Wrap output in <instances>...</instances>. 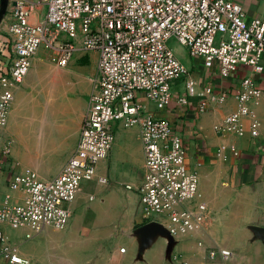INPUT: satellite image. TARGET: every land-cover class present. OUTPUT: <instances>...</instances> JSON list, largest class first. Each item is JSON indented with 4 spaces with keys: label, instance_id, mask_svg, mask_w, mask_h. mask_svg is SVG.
I'll list each match as a JSON object with an SVG mask.
<instances>
[{
    "label": "built area",
    "instance_id": "obj_1",
    "mask_svg": "<svg viewBox=\"0 0 264 264\" xmlns=\"http://www.w3.org/2000/svg\"><path fill=\"white\" fill-rule=\"evenodd\" d=\"M41 5L44 16L33 23L34 8ZM9 31L13 54L9 65L0 68V172L10 171L9 188L22 189L24 199L0 208L1 220L17 227L28 225L35 233L47 226L67 227L73 215L67 204L76 198L83 183L95 178L98 164L113 147L115 125L119 124L139 127L141 132L145 175L138 195L144 220L160 222L172 237L208 226L205 204L194 209L187 206L198 194L199 178L186 166L182 137L167 117L150 114L139 95L153 102L158 111H165L174 101L175 82L188 71L170 47L171 41L207 67L215 66L223 78L231 77L240 67L262 72L263 20L247 18L243 5L235 0H15ZM78 38L81 49L97 52L99 61L96 89L77 147L50 180L33 172L18 173L9 143L1 141L14 89L25 80L41 45L58 44L66 65L77 49ZM241 84L246 91L237 95L240 112L219 127L222 133L244 135L240 119L250 113L246 104L264 97V90L256 87L252 78H244ZM212 92L206 87L201 96ZM194 95L195 82L187 80L186 93L177 97V104L187 106ZM200 106L206 110L207 101L202 100ZM251 128L252 135L258 136V124ZM218 255L225 260L231 251L220 250ZM0 258L10 264L22 263L3 234Z\"/></svg>",
    "mask_w": 264,
    "mask_h": 264
},
{
    "label": "crops",
    "instance_id": "obj_2",
    "mask_svg": "<svg viewBox=\"0 0 264 264\" xmlns=\"http://www.w3.org/2000/svg\"><path fill=\"white\" fill-rule=\"evenodd\" d=\"M235 1L243 5L247 18L264 21V0ZM14 3L15 0H8L6 12L2 13L0 0V68L9 65L13 54L9 27ZM44 11L41 15L39 10H35L41 19ZM31 21L38 22L34 15ZM75 43V51L82 50L81 38ZM95 53L99 61V55ZM180 59L188 74L175 82V98L168 109L158 111L153 102L139 95L150 114L167 117L175 132L182 137L186 147V166L199 178L198 194L187 206L194 209L203 203L210 216L205 229L175 238V253L180 258H175L174 264H263L264 97L251 99L246 104L250 113L240 119L244 135L225 134L219 131V127L240 112L237 95L246 91L241 84L244 78H252L255 86L264 90V70L257 73L248 67H240L231 77L223 78L215 66L207 67L201 59L190 57L187 51L180 55ZM187 80L195 82V95L190 97L187 106L182 107L177 104V97L186 93ZM18 87L14 89V99L18 96ZM206 87H211L213 92L201 96ZM202 100L208 103L204 111L200 106ZM50 112L41 113L39 121L43 122L40 126L35 124L32 116L29 121L32 126L28 124L26 131L32 128L33 132L29 133L45 137ZM253 123L258 124L259 135L256 137L252 135ZM96 175L111 180L114 185L95 187L94 191L89 185L91 181L83 183L76 198L67 204L73 215L64 229L47 226L35 233L28 225L17 227L0 219V234L8 237L14 254L22 261L20 264H57V258L58 264H83L84 254L80 251L83 240L78 237H101L103 241H110L104 255L105 264H131V259L137 257L141 248V237H171L168 233L159 232L160 222H147L142 215L138 187L145 175V156L139 127L126 129L115 125L113 147L108 157L98 164ZM9 177L10 171L0 172V208L13 206L24 199L22 189L9 188ZM93 194L95 199L91 196ZM61 237H75L74 244L79 248H66L57 253L53 245L56 238ZM216 237L229 238L221 243ZM231 237H239V248L235 252L238 257L233 262H229L230 258L228 261L208 260L205 249L212 245L216 249L233 247ZM160 243L167 247L165 241L160 240ZM122 249L125 251H120ZM147 254L142 264H150ZM0 264L10 263L0 258Z\"/></svg>",
    "mask_w": 264,
    "mask_h": 264
},
{
    "label": "rangeland",
    "instance_id": "obj_3",
    "mask_svg": "<svg viewBox=\"0 0 264 264\" xmlns=\"http://www.w3.org/2000/svg\"><path fill=\"white\" fill-rule=\"evenodd\" d=\"M35 10H39L43 15L44 6L34 8L33 15L40 21L41 15L38 16ZM170 47L179 58L183 52L187 51L176 41H171ZM61 55L60 46L55 43L52 46L43 44L37 50L32 58L28 75L16 90L18 96L11 105V118L8 117L7 126L1 135V141L9 143L15 171L21 174L33 172L43 180L56 176L76 148L90 97L96 89L98 57L94 51L77 50L66 65L62 64ZM41 65L42 71L56 67L62 71L55 83L54 92L40 85L38 80L35 81L36 72L41 70ZM46 110L52 111V113L47 120L45 137L40 138L35 133L27 132L31 116L39 119L41 113H45ZM89 185L95 191V187L110 186L114 183L102 177L98 178L96 175L93 181L89 182ZM91 196L95 199L94 194ZM159 232L168 233L165 227L163 229L160 227ZM78 238L83 240L80 246V251L84 254L83 264H105L104 255L109 248L110 241H103L101 237ZM175 238L178 237H141V248H139L137 257L131 259V264H142L147 252L150 264H170L169 262L174 264L175 258H180V255L175 253L173 242ZM216 238L219 242L224 243V240L229 237ZM232 238L230 243L233 247L222 246L221 249H216L212 245L205 249L208 260L228 261L229 258L221 259L218 252L229 250L231 251L229 262H233L236 256L238 257L235 252L239 248V237ZM74 239L75 237L56 238V244L53 245V248L56 249L57 253H61L66 248L74 250L78 247L74 244ZM160 240L167 243L166 248L161 246ZM261 241L264 252V237L261 238ZM165 253L168 262L165 260ZM213 253H216V256L213 257ZM58 260L59 258L56 259L57 264Z\"/></svg>",
    "mask_w": 264,
    "mask_h": 264
},
{
    "label": "bare ground",
    "instance_id": "obj_4",
    "mask_svg": "<svg viewBox=\"0 0 264 264\" xmlns=\"http://www.w3.org/2000/svg\"><path fill=\"white\" fill-rule=\"evenodd\" d=\"M40 67H41V70H37V72H36L35 81L38 80L40 85L45 86L47 90L54 92L55 83L57 81V78L61 76L62 71L60 69H58L57 67L56 68H48L45 71H42V65ZM36 118L33 117V121H35L36 125L40 126L43 121L40 122L39 119H36ZM29 125L32 126V122H30ZM31 129L28 130V132H33V130H31ZM37 133H38V131H37Z\"/></svg>",
    "mask_w": 264,
    "mask_h": 264
},
{
    "label": "water",
    "instance_id": "obj_5",
    "mask_svg": "<svg viewBox=\"0 0 264 264\" xmlns=\"http://www.w3.org/2000/svg\"><path fill=\"white\" fill-rule=\"evenodd\" d=\"M8 0H2V13L6 12V6H7ZM15 5V3H14ZM159 227H161L162 229L164 228L163 225H159ZM167 231V230H166ZM168 232V231H167ZM169 234V233H168ZM170 235V234H169ZM171 236V235H170Z\"/></svg>",
    "mask_w": 264,
    "mask_h": 264
}]
</instances>
